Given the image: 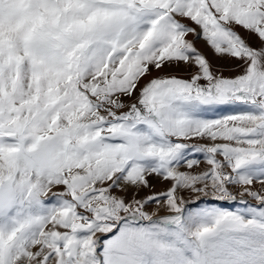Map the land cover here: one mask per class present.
<instances>
[{"label":"snow or ice","instance_id":"1","mask_svg":"<svg viewBox=\"0 0 264 264\" xmlns=\"http://www.w3.org/2000/svg\"><path fill=\"white\" fill-rule=\"evenodd\" d=\"M0 264H264V0H0Z\"/></svg>","mask_w":264,"mask_h":264}]
</instances>
